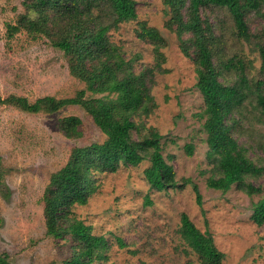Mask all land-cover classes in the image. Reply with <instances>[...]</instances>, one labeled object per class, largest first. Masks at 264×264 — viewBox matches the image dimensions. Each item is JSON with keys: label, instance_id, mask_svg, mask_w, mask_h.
<instances>
[{"label": "rangeland", "instance_id": "1", "mask_svg": "<svg viewBox=\"0 0 264 264\" xmlns=\"http://www.w3.org/2000/svg\"><path fill=\"white\" fill-rule=\"evenodd\" d=\"M23 2L0 0V95H24L30 100L44 95L74 96L86 84L71 74L67 56L49 38L33 37L26 30L8 36V23H16L27 12ZM136 7L135 20L110 31L136 72H149L148 85L156 105L149 114H138L136 120L142 122V132L154 128L163 134V153L174 155L177 180L182 183L190 178L192 183L157 190L145 177L149 159L138 165L121 163L116 171L95 174V190L86 204L73 207L74 214L90 224L94 233L107 238L104 264H204L181 236L183 212L200 230L211 232L224 253L223 264H264V222L258 224L252 217L253 204L264 192L250 195L236 184L227 191L207 185L215 162L208 154L205 117L199 114L205 103L197 86L195 62L184 54L177 34L167 27L170 10L163 0H136ZM203 16L217 24L216 34L225 41L223 56L241 55L253 66L250 75L261 78L258 49L250 40L234 35L228 12L213 7ZM224 19L225 27H218ZM247 19L251 33L264 39V7L250 11ZM141 21L156 27L166 40L160 49L163 59H157L153 42L138 35ZM72 114L82 119V135L74 138L60 128V119ZM245 127L244 134L235 136L248 148L249 156L264 165V152L257 145L260 139L264 142V124L245 122ZM105 138L93 117L79 105L32 113L0 104V253H8L10 261L18 264H63L72 256L74 242L69 237L55 238L46 232L44 191L51 174L67 163L74 146ZM187 143L194 144L192 155L185 149ZM248 181L264 187V174L248 177Z\"/></svg>", "mask_w": 264, "mask_h": 264}, {"label": "trees", "instance_id": "2", "mask_svg": "<svg viewBox=\"0 0 264 264\" xmlns=\"http://www.w3.org/2000/svg\"><path fill=\"white\" fill-rule=\"evenodd\" d=\"M163 1L170 10L166 25L177 34L184 54L194 60L197 86L204 98L205 107L199 114L205 117L208 154L215 162L207 185L227 191L236 184L250 195L264 192L263 186L248 181V177L264 174V165L251 158L248 148L235 136L247 131L245 122L264 124V39L251 33L247 19L250 11L264 7V0ZM23 3L27 12L16 23H8V36L23 30L33 37L46 36L65 53L71 74L84 81L86 87L74 96L61 98L44 95L30 100L24 95H0V104H13L32 113H53L68 105H79L105 133L102 142L74 146L67 163L51 174L43 195L47 234L69 237L74 242L72 256L63 264H104L107 238L94 233L92 226L73 210L76 204L88 202L95 190L97 172H112L121 163L138 165L149 159L151 164L144 173L152 188L163 190L192 183L190 178H184L182 183L177 180L172 164L174 155L166 157L163 153V134L154 128L142 132V122L136 120L138 114H149L156 105L148 85L149 72H136L133 61L126 58L110 34L122 22L137 18L136 0H24ZM213 7L228 12L234 35L255 44L262 60L261 78L250 75L253 66L241 55L223 56L225 41L216 34L217 24L203 16L205 10ZM224 21L218 27L224 28ZM138 35L155 44L158 60L164 58L160 49L166 40L156 27L141 21ZM81 123L80 116L67 115L60 119V128L68 137H79ZM257 145L264 152L262 139ZM185 149L192 155L194 144L187 143ZM2 181L0 167V185ZM194 188L197 201L202 204L197 184ZM252 217L258 224L264 222V197L253 204ZM180 233L204 264H223L224 253L216 246L211 232L200 230L186 212L181 214ZM0 264L18 263L1 252Z\"/></svg>", "mask_w": 264, "mask_h": 264}]
</instances>
